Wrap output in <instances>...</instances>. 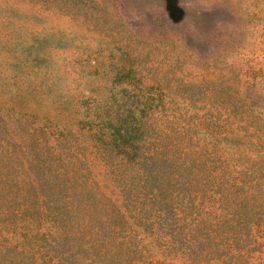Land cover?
Here are the masks:
<instances>
[{
    "label": "rangeland",
    "instance_id": "rangeland-1",
    "mask_svg": "<svg viewBox=\"0 0 264 264\" xmlns=\"http://www.w3.org/2000/svg\"><path fill=\"white\" fill-rule=\"evenodd\" d=\"M0 264H264V0H0Z\"/></svg>",
    "mask_w": 264,
    "mask_h": 264
}]
</instances>
